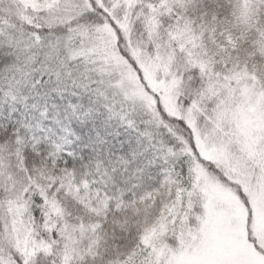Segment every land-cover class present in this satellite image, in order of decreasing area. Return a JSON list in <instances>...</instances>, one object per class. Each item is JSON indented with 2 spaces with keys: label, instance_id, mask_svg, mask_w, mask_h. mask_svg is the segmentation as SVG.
Instances as JSON below:
<instances>
[{
  "label": "snow or ice",
  "instance_id": "6c2138e0",
  "mask_svg": "<svg viewBox=\"0 0 264 264\" xmlns=\"http://www.w3.org/2000/svg\"><path fill=\"white\" fill-rule=\"evenodd\" d=\"M0 264H264V0H0Z\"/></svg>",
  "mask_w": 264,
  "mask_h": 264
}]
</instances>
